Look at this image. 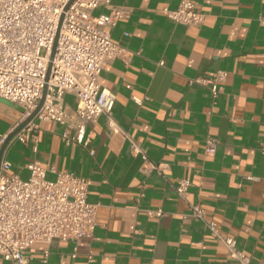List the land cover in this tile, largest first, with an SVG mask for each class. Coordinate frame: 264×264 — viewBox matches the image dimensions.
Instances as JSON below:
<instances>
[{
  "label": "crops",
  "instance_id": "crops-1",
  "mask_svg": "<svg viewBox=\"0 0 264 264\" xmlns=\"http://www.w3.org/2000/svg\"><path fill=\"white\" fill-rule=\"evenodd\" d=\"M191 1L203 14L198 25L165 14L179 0H112L128 13L106 29L131 54L100 71L115 100L110 118L87 126L86 145L65 143L53 119L38 121L35 148L29 132L6 144L9 173L25 178V163L38 159L84 176L87 200L99 204L90 235L36 241L27 264H238L191 204L233 237L248 264H264V0ZM216 70L226 76L212 103L209 88L190 79ZM65 101L72 112L75 96ZM20 116L17 103L0 97V137ZM131 141L166 163L165 173L142 171ZM180 178L189 181L185 196L175 190ZM158 207L162 214H147ZM0 264L12 263L0 256Z\"/></svg>",
  "mask_w": 264,
  "mask_h": 264
},
{
  "label": "built area",
  "instance_id": "built-area-1",
  "mask_svg": "<svg viewBox=\"0 0 264 264\" xmlns=\"http://www.w3.org/2000/svg\"><path fill=\"white\" fill-rule=\"evenodd\" d=\"M111 3L112 0H0V97L21 107L22 122L36 108L44 90L39 108L6 144L14 139L24 141L29 132L35 148L38 121L53 119L63 124L60 135L65 143L86 145L87 126L100 114L110 118L115 93L101 84L100 71L107 61H126L131 54L112 40L106 29L128 13ZM98 6L108 7L109 12L94 14L92 11ZM163 11L185 24L198 25L203 19L191 0H179L175 8ZM225 76L224 70H216L190 80L206 85L214 103ZM66 93L75 96L72 112L65 101ZM8 133L0 137V146ZM6 144L0 160V256L12 264H27L29 248L36 241H76L90 235L99 204L87 200L86 178L46 166L35 158L25 163L27 177L9 173ZM214 146L215 140L208 137L206 152H212ZM261 150L264 151V144ZM130 151L141 155L142 171L165 173L167 164L148 160L133 141ZM47 171L54 177H47ZM188 185L187 179H178V195L185 196ZM146 212L162 214L159 207ZM190 213L221 239L230 258L238 264H248L249 256L235 247L232 236L218 233L216 222L205 218L199 204H191Z\"/></svg>",
  "mask_w": 264,
  "mask_h": 264
},
{
  "label": "water",
  "instance_id": "water-1",
  "mask_svg": "<svg viewBox=\"0 0 264 264\" xmlns=\"http://www.w3.org/2000/svg\"><path fill=\"white\" fill-rule=\"evenodd\" d=\"M71 1V0H70ZM54 47H55V42H54V45H53V48H52V54H53V52H54ZM43 97H44V90H43V92H42V96H41V98L39 99V102H38V104H37V106H36V108L31 112V114L28 116V117H26L22 122H20L15 128H13L8 134H7V136H6V138H5V140L3 141V143L1 144V146H0V160H1V153H2V150H3V148H4V146H5V144H6V142L9 140V138L23 125V123L25 122V121H27L34 113H35V111L39 108V106L41 105V103H42V101H43Z\"/></svg>",
  "mask_w": 264,
  "mask_h": 264
},
{
  "label": "rangeland",
  "instance_id": "rangeland-1",
  "mask_svg": "<svg viewBox=\"0 0 264 264\" xmlns=\"http://www.w3.org/2000/svg\"><path fill=\"white\" fill-rule=\"evenodd\" d=\"M44 50L42 49V52H43Z\"/></svg>",
  "mask_w": 264,
  "mask_h": 264
}]
</instances>
